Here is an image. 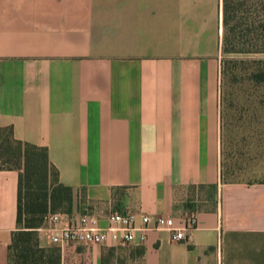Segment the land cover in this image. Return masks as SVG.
<instances>
[{
    "label": "crops",
    "instance_id": "obj_1",
    "mask_svg": "<svg viewBox=\"0 0 264 264\" xmlns=\"http://www.w3.org/2000/svg\"><path fill=\"white\" fill-rule=\"evenodd\" d=\"M223 0H0V129L46 151L48 215L0 169V264L36 232L58 264H264V183H225ZM68 191V192H67ZM171 217L127 248L51 242L52 214Z\"/></svg>",
    "mask_w": 264,
    "mask_h": 264
},
{
    "label": "trees",
    "instance_id": "obj_2",
    "mask_svg": "<svg viewBox=\"0 0 264 264\" xmlns=\"http://www.w3.org/2000/svg\"><path fill=\"white\" fill-rule=\"evenodd\" d=\"M222 48L245 55L264 54V0H223ZM257 64L261 69L255 79L264 81V61H257ZM222 119L224 121V116ZM22 164L18 220H22L24 213H38L45 218L48 200L51 203L55 197L50 193L46 151L22 145L13 140L10 131L0 129V169L20 168ZM10 254L11 264H58L54 250L39 248L36 232L15 235Z\"/></svg>",
    "mask_w": 264,
    "mask_h": 264
},
{
    "label": "rangeland",
    "instance_id": "obj_3",
    "mask_svg": "<svg viewBox=\"0 0 264 264\" xmlns=\"http://www.w3.org/2000/svg\"><path fill=\"white\" fill-rule=\"evenodd\" d=\"M264 54L221 48V170L225 183H264V81L255 79Z\"/></svg>",
    "mask_w": 264,
    "mask_h": 264
},
{
    "label": "built area",
    "instance_id": "obj_4",
    "mask_svg": "<svg viewBox=\"0 0 264 264\" xmlns=\"http://www.w3.org/2000/svg\"><path fill=\"white\" fill-rule=\"evenodd\" d=\"M51 224L50 237L55 245L83 243L132 248L146 243L151 232H167L171 240L183 241L187 232L196 225L194 218L181 220L164 216H151L136 213H111L105 226L94 215L69 218L62 214H52L48 218Z\"/></svg>",
    "mask_w": 264,
    "mask_h": 264
}]
</instances>
